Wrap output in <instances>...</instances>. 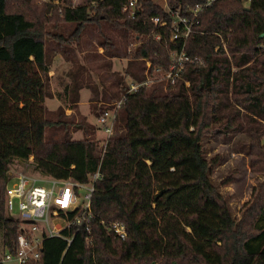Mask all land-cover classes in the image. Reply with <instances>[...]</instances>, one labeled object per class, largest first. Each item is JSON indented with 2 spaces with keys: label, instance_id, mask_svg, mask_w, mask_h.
Here are the masks:
<instances>
[{
  "label": "trees",
  "instance_id": "16d2710c",
  "mask_svg": "<svg viewBox=\"0 0 264 264\" xmlns=\"http://www.w3.org/2000/svg\"><path fill=\"white\" fill-rule=\"evenodd\" d=\"M128 1L84 0L73 6L71 0L62 5L0 0V243L10 250L16 246L20 222L6 214L4 195L11 164L22 160L35 172L79 182L100 173L91 194L89 231L79 228L69 246L63 236L72 235L73 227L45 238L40 258L27 264H264V180L237 219L211 179V161L201 144L206 133L244 130L252 138L253 168L264 172L259 120H264V0H250L248 9L242 0H217L204 8L185 45L199 60L187 62L173 82L126 93L127 78L143 80L145 59L168 69L169 51L176 46L162 5L137 0L125 8ZM199 1L166 3L182 11ZM154 16L168 25H155ZM66 23L75 24L67 35L57 29ZM89 30L109 58L120 52L128 57L127 78L117 81V90L107 93L101 82L103 98L124 95L104 149L91 136L92 123L65 119L62 107L51 112L44 104L55 95L49 80L54 55H68L71 42L80 47ZM47 36L56 42L49 44ZM71 73L65 97L75 111L83 84L73 89ZM49 129H65L67 137L48 140ZM77 130L82 138L72 137ZM160 172L165 174L154 179ZM172 215H180L184 227ZM116 220L126 226L124 239L107 227ZM153 222L167 241L160 252L149 232Z\"/></svg>",
  "mask_w": 264,
  "mask_h": 264
},
{
  "label": "built area",
  "instance_id": "2783aa9c",
  "mask_svg": "<svg viewBox=\"0 0 264 264\" xmlns=\"http://www.w3.org/2000/svg\"><path fill=\"white\" fill-rule=\"evenodd\" d=\"M215 1L217 0H201L181 11L170 9L166 0H163L162 7L171 18L169 40L176 45L169 51V68L153 65L150 59H145L143 80L130 83L126 93L137 90L141 85L149 87L154 83L173 82L182 76L187 62L199 60L197 56H191L186 52V40L199 13ZM242 1L245 6L250 2ZM136 2L137 0H129L125 8H133ZM152 21L161 27L168 25V20L159 16H154ZM154 39L161 40L162 33H156ZM188 84L186 82V85ZM123 97L124 95L111 106L104 107L98 112L97 123L106 133L102 143L103 149L107 138L114 131V120ZM29 160H32V156ZM99 177V171H95L89 174L86 182H79L72 178H57L33 170L17 174L10 171L5 186L4 208L6 214L20 222V229L13 250L0 243V264H27L35 261L40 258L45 238L63 236V230L73 227L72 235L63 236L69 246L79 228L84 227L88 230L90 219L93 217L91 194ZM80 190H84L85 193L81 195ZM107 227L120 239L127 235L126 226L122 221H112ZM84 242L86 246H91L89 235L85 236Z\"/></svg>",
  "mask_w": 264,
  "mask_h": 264
},
{
  "label": "rangeland",
  "instance_id": "374dc122",
  "mask_svg": "<svg viewBox=\"0 0 264 264\" xmlns=\"http://www.w3.org/2000/svg\"><path fill=\"white\" fill-rule=\"evenodd\" d=\"M31 1L35 5L43 2L56 5L63 4V0ZM153 1L160 5L163 4V0ZM83 2L84 0H71L73 6L80 5ZM74 26L75 24L73 23H66L64 27L61 26L57 29L62 30L67 35ZM110 32L117 36L114 30H110ZM46 41L51 45L56 42L49 36L46 37ZM119 41L121 45V40ZM72 43H69L70 50L68 55L56 53L52 59L49 80L51 90L55 95L51 98H45L44 104L51 112H55L58 107L60 108L58 111L61 112L62 107V115L65 116L63 117L65 119H72L74 122L79 123L82 120L84 121V119L91 122L95 127V131L91 133V136L98 139L102 144L106 138V133L103 127L97 123L98 112L101 108L111 106L118 99L103 98L101 82L103 81L108 90L107 93L114 91L117 81L119 82L121 78L124 80L127 78L124 71L128 57L123 52H120L118 57L109 58L104 53L103 47L96 44L95 33L90 30L83 34L80 47L77 48ZM257 49L262 51V49ZM70 72L73 75V89L77 82H82L83 87L79 90L80 103L77 105L75 111L71 110L69 112L65 111L66 108L70 107L68 99L65 97V87L72 84L70 83ZM126 82L130 85L131 79L127 78ZM96 87H98V94L91 101V96L94 95L93 91H95ZM51 118L55 119L56 114L51 113ZM259 120L264 123V120ZM71 128L73 127L70 125ZM55 130L49 129L47 131L46 138L48 140L65 139L67 137L65 129H59L58 132H55ZM81 132L83 131H73L71 135L72 137H81ZM201 144L205 157L211 161V179L213 183L227 200L232 214L237 219L240 218L245 208L251 202L260 182L264 180V172L256 171L253 168V147L250 133L244 130L228 134L206 133L202 135ZM32 170L31 164L22 160H15L10 166L12 174ZM162 174L165 173L160 172L158 176L153 177L157 180L161 178ZM84 193V190H80L81 195ZM170 219H175L178 227H184L180 215H172ZM151 226L152 228L149 230L150 235L156 246V252H160L165 249L167 241L157 229L158 224L156 222H153Z\"/></svg>",
  "mask_w": 264,
  "mask_h": 264
},
{
  "label": "crops",
  "instance_id": "0c3cea01",
  "mask_svg": "<svg viewBox=\"0 0 264 264\" xmlns=\"http://www.w3.org/2000/svg\"><path fill=\"white\" fill-rule=\"evenodd\" d=\"M80 102H79V100H78V102H77V105L79 104ZM71 110H73L74 111V109H72V108H70V107H68V108H66L65 109V111H71ZM87 121V120H86ZM87 122H89V121H87ZM89 123H91V122H89ZM78 131H81V130H77V131H75V132H78ZM83 137V132H81V137H73V138H82Z\"/></svg>",
  "mask_w": 264,
  "mask_h": 264
},
{
  "label": "water",
  "instance_id": "95a60500",
  "mask_svg": "<svg viewBox=\"0 0 264 264\" xmlns=\"http://www.w3.org/2000/svg\"><path fill=\"white\" fill-rule=\"evenodd\" d=\"M245 8H246V9H248L249 7H248V6H246Z\"/></svg>",
  "mask_w": 264,
  "mask_h": 264
}]
</instances>
